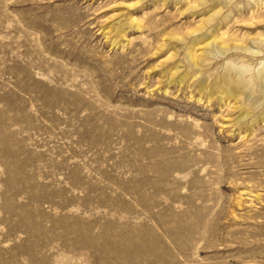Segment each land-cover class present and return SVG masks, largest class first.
I'll return each mask as SVG.
<instances>
[{
	"label": "rangeland",
	"instance_id": "1",
	"mask_svg": "<svg viewBox=\"0 0 264 264\" xmlns=\"http://www.w3.org/2000/svg\"><path fill=\"white\" fill-rule=\"evenodd\" d=\"M259 76L264 0H0V264H264Z\"/></svg>",
	"mask_w": 264,
	"mask_h": 264
},
{
	"label": "bare ground",
	"instance_id": "2",
	"mask_svg": "<svg viewBox=\"0 0 264 264\" xmlns=\"http://www.w3.org/2000/svg\"><path fill=\"white\" fill-rule=\"evenodd\" d=\"M235 47V46H234ZM222 81L223 83L225 84L228 92H229V95L232 96L235 89H236V86L238 85V82L236 81L235 78L233 77H230V75L228 73H224L222 76ZM202 84V83H201ZM257 89L258 91L264 95V77L262 76H259L258 77V81H257ZM259 102H255L254 106H256ZM247 115V114H246ZM245 115V116H246Z\"/></svg>",
	"mask_w": 264,
	"mask_h": 264
}]
</instances>
